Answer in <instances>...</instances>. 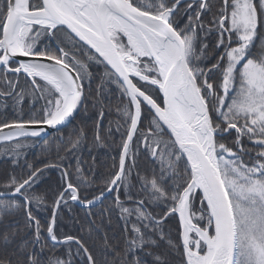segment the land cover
Wrapping results in <instances>:
<instances>
[{"label": "snow or ice", "instance_id": "6c2138e0", "mask_svg": "<svg viewBox=\"0 0 264 264\" xmlns=\"http://www.w3.org/2000/svg\"><path fill=\"white\" fill-rule=\"evenodd\" d=\"M9 115L0 264H264V0H0Z\"/></svg>", "mask_w": 264, "mask_h": 264}, {"label": "trees", "instance_id": "16d2710c", "mask_svg": "<svg viewBox=\"0 0 264 264\" xmlns=\"http://www.w3.org/2000/svg\"><path fill=\"white\" fill-rule=\"evenodd\" d=\"M113 99V102H115V97H112ZM12 117L9 115V116H6V117H0V122H2L3 119H11ZM111 119H115L116 118V115H115V112H113L112 114V117H110ZM108 119L109 118H106L105 119V126L107 125V122H108ZM54 138V137H53ZM49 144H51V138L49 140ZM40 149L39 148H33V149H30L29 152H28V159L29 160H33L34 159V156H33V153H39ZM108 150L107 149H98L97 150V153H104V152H107ZM115 153L112 152L110 153V155H114ZM110 158L108 155H104V156H98V160H97V163L98 165H103V164H107V163H110ZM0 176L3 175L4 171L7 170L8 168V165L7 164H3L2 161H0ZM106 171V169H103L102 167H98L97 168V172H100V171ZM81 216L83 215V212H80L79 213ZM42 216H46L47 213H41ZM63 232H69L71 231L72 234H75V228H71L69 229L68 227H65L64 229H62Z\"/></svg>", "mask_w": 264, "mask_h": 264}]
</instances>
